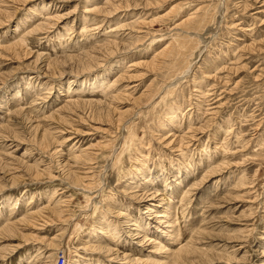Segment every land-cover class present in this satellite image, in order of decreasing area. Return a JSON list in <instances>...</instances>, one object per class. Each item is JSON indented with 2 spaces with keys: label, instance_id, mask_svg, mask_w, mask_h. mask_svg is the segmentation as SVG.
<instances>
[{
  "label": "rangeland",
  "instance_id": "374dc122",
  "mask_svg": "<svg viewBox=\"0 0 264 264\" xmlns=\"http://www.w3.org/2000/svg\"><path fill=\"white\" fill-rule=\"evenodd\" d=\"M113 1L0 0V264H264V0Z\"/></svg>",
  "mask_w": 264,
  "mask_h": 264
},
{
  "label": "bare ground",
  "instance_id": "6f19581e",
  "mask_svg": "<svg viewBox=\"0 0 264 264\" xmlns=\"http://www.w3.org/2000/svg\"><path fill=\"white\" fill-rule=\"evenodd\" d=\"M114 1H118V0H114ZM113 1V2H114ZM112 2V3H113ZM116 2H115V4H116ZM119 2V1H118ZM111 4V3H110ZM112 5V4H111ZM94 6V5H93ZM127 6V5H126ZM148 6V5H147ZM95 8V7H94ZM99 8V7H98ZM119 8V7H118ZM117 8V9H118ZM200 8V7H199ZM196 9V10H200V9H202V8H200V9ZM92 9V8H91ZM97 9V8H96ZM101 9V8H100ZM99 9V10H100ZM116 9V11L118 12V10ZM120 9V8H119ZM204 9V8H203ZM5 11V10H4ZM102 11H104L103 13H105L106 12V9L104 10H102ZM108 11H111V10H109L108 9ZM114 11H115V9H114ZM171 12V11H170ZM197 12V11H196ZM107 13V12H106ZM109 13V12H108ZM115 14H116V12H115ZM198 14H199V12H198ZM196 15V14H195ZM199 15H201V14H199ZM198 15V16H199ZM204 15V14H203ZM108 16V15H107ZM64 17V16H63ZM203 17V16H202ZM194 18H196V20H197V22H196V25H200V24H202V22H203V20L202 19H199L198 17H196V16H194L193 14H190V16H188L185 20H184V22H188V21H192V19H194ZM61 20V19H60ZM139 21V20H138ZM129 22V21H128ZM137 22V21H136ZM206 22V21H205ZM205 22H203V24L205 23ZM127 23V22H126ZM132 23V22H131ZM131 23H129V24H131ZM141 23V22H140ZM181 23H183V21L182 22H180L179 24H181ZM195 23V22H194ZM121 24V23H120ZM128 24V25H129ZM134 24V23H133ZM138 24V23H137ZM145 24V23H144ZM202 24V25H203ZM125 28H127V26L125 27ZM192 28V27H191ZM142 30V29H141ZM132 31V30H131ZM179 35V34H178ZM191 38V37H190ZM139 40V39H138ZM116 41V40H115ZM186 41V40H185ZM171 42V41H170ZM21 43H23V42H21ZM113 43V42H112ZM117 43V42H116ZM115 43V44H116ZM108 44H110V43H108ZM22 45V44H21ZM111 46H112V44H110ZM171 45V44H170ZM169 45V46H170ZM11 46V45H10ZM15 46V45H14ZM105 46V45H104ZM114 46V45H113ZM6 48H7V46H5ZM17 47V46H16ZM15 47V48H16ZM102 47V46H101ZM14 48V47H13ZM100 48V47H99ZM98 48V49H99ZM166 48V47H165ZM173 48V47H172ZM11 49V48H10ZM168 49V48H167ZM167 49H163L161 52H160V54L158 55V56H161L160 58H163V57H168L169 55L167 54V53H169V52H167L166 50ZM184 49V48H183ZM12 50V49H11ZM14 50V49H13ZM100 50V49H99ZM124 50V49H123ZM171 50H173L174 51V48L173 49H171ZM175 50H177V48H175ZM170 51V50H169ZM16 52V51H15ZM93 52H94V50H93ZM177 52V51H176ZM173 53V52H172ZM175 53V52H174ZM179 56V55H178ZM88 57H90V56H88ZM95 57H97V56H95ZM100 58V57H99ZM159 58V59H160ZM166 60H168L167 58H166ZM79 61V60H78ZM88 61V60H87ZM82 62V61H81ZM96 62V61H95ZM157 62V61H156ZM55 63V62H54ZM59 63V62H58ZM83 63V62H82ZM81 63V64H82ZM55 64H57V63H55ZM80 64V65H81ZM88 62H86V66L88 67ZM138 64V63H137ZM136 64V65H137ZM139 64H140V62H139ZM84 64H82V66H83ZM89 66H90V64H89ZM158 67V66H157ZM39 68V67H38ZM161 68V67H160ZM86 72V71H85ZM122 72V71H121ZM121 74H123V73H121ZM120 75V74H119ZM122 76V75H121ZM120 76V77H121ZM124 79V77L121 79V80H123ZM119 81V80H118ZM126 81V80H125ZM115 82V81H114ZM112 84V83H111ZM114 84H118V83H114ZM210 85V84H209ZM113 86V85H112ZM108 87V86H107ZM201 87H199V88H197V90L196 91H198V92H201L202 93V95H203V91H202V89H200ZM110 89V88H109ZM204 90V89H203ZM112 91V90H111ZM113 96V95H112ZM117 97V96H116ZM115 98V97H114ZM114 98L112 99V97H111V100H114ZM74 100V99H73ZM208 101V100H207ZM70 102V101H69ZM96 102H94V101H72L71 103H68V105L67 106H65V107H63L62 109H64V110H66V112H68V111H75V110H80L81 108L83 109L85 106H88V105H93V104H95ZM203 103V102H202ZM100 104V103H99ZM102 104H103V102H102ZM85 109V108H84ZM103 109V108H102ZM99 110H101V109H99ZM63 111V110H62ZM103 111V110H102ZM172 111V110H171ZM63 113V112H62ZM75 113V112H74ZM100 113V112H99ZM67 114V113H66ZM70 114H71V112H70ZM98 114V113H97ZM175 114V113H174ZM61 115V119L63 120L64 119V117H66V115L64 114H60ZM68 115V114H67ZM69 116V115H68ZM91 116V115H90ZM70 117V116H69ZM68 117V118H69ZM117 119V118H116ZM66 119H64V121H65ZM67 121V120H66ZM7 129V128H6ZM93 153V152H92ZM74 159H76V162L75 161H73L72 162V168H75L78 164H80V163H83V164H86L87 163V165L90 167V165L92 164L91 163V161H89V160H87L86 159V161L87 162H85L84 160H83V158L82 157H75ZM116 163V162H115ZM81 166H82V164H81ZM84 167V166H83ZM91 168H92V166H91ZM87 169V168H86ZM83 171V170H82ZM87 171V170H86ZM86 171H84V173L82 174V173H80V172H78L77 174H78V177H77V181L79 180V181H85V178L87 177V175H88V171L86 172ZM91 171V170H90ZM151 173V172H150ZM150 173H148L145 177H143V180L141 181V183L142 182H144L143 184H145V185H147V183H149V181L152 183V180H151V178H150ZM82 174V175H81ZM89 175H90V173H89ZM141 179V178H140ZM88 181V180H87ZM91 182V181H90ZM94 182V181H93ZM92 183V182H91ZM88 184H89V182H88ZM88 184H86V185H88ZM94 185V184H93ZM141 186V185H140ZM148 186V185H147ZM153 186V185H152ZM93 188V187H92ZM102 189V188H101ZM93 190V189H92ZM91 191V190H90ZM134 191H138V189L137 190H134ZM89 192V191H88ZM133 194V193H132ZM136 194V193H135ZM98 195V194H97ZM52 196V195H51ZM95 196V195H94ZM54 199V198H53ZM57 199V198H56ZM164 199V198H163ZM66 200V199H65ZM64 199H63V204L64 203H66L67 201H65ZM171 200V199H170ZM91 201V200H90ZM141 201V200H140ZM56 202V201H55ZM50 203V202H49ZM58 203H60V202H58ZM162 203V202H161ZM167 204V203H166ZM58 205V204H57ZM68 205V204H67ZM54 206V205H53ZM64 206H66V205H64ZM108 206V205H107ZM171 202H169V205H167V206H165V207H163L162 209H159V207L156 205H151V204H149L148 205V210H150L151 212V214H153L152 216L153 217H156V219L158 220V222H159V220L160 221H162V222H165L164 224H166V223H169L170 222V216H171ZM62 206H55V207H53V208H51V207H49L48 206V208H46V209H52L56 214H54V215H56V219H58V221H60V222H62V223H64V222H66V220H68V216H66V213H64V212H66V210L64 209V208H61ZM104 207V206H103ZM158 207V208H157ZM161 207V206H160ZM96 208V207H95ZM160 210H162V211H160ZM41 211H43V210H41ZM48 212V211H47ZM39 214H41V212H38ZM37 212L34 214V215H32V216H35L36 214H38ZM32 216L31 217H24V218H22V219H20L19 220V222H17V223H10L7 227H5V231H8V230H11L13 227H18L20 224L21 225H23L24 223H27V221L28 222H30V219L32 218ZM119 216V215H118ZM124 216V215H123ZM127 217V216H126ZM125 218V217H124ZM149 218H151V217H149ZM163 218V219H162ZM166 219V220H165ZM164 220V221H163ZM44 221V220H43ZM54 221V220H53ZM52 221V222H53ZM130 220H124L123 221V223L125 224V225H127V224H130V230H132V231H137V233H133V236L134 235H138V237L140 236V238L143 236V235H139V233L142 231L141 229H140V226L141 225H138V224H136V222H134V223H131V222H129ZM135 221V220H134ZM157 222V221H156ZM45 224V223H44ZM31 225V224H30ZM35 225V224H34ZM63 225V224H62ZM71 225V224H70ZM135 226L134 228H131V226ZM74 226V225H73ZM105 226L106 227H103V226H99V229H102V230H100V233H111V232H113V226H112V224H105ZM174 225H169V224H166L165 225V227H173ZM129 227V226H128ZM115 228H117V227H115ZM162 229H164V228H162ZM162 229H160V228H158V231L160 230V231H162ZM165 230V229H164ZM175 229H169V231H167L168 232V234H172V235H174L175 236V231H174ZM166 231V230H165ZM131 233V232H130ZM91 235V234H90ZM108 236V235H107ZM171 236V235H170ZM60 237V236H59ZM62 237V236H61ZM94 239V238H93ZM57 239H54L53 238V242L54 241H56ZM96 240H98V242H99V240H101V239H98V238H96ZM143 240H145L144 238H142V239H140L139 240V244H143V243H145V242H143V243H141ZM148 240V239H147ZM152 241V240H151ZM56 242H58V241H56ZM55 242V243H56ZM100 242H102V240L100 241ZM154 242V244H156V242L155 241H153ZM54 243V244H55ZM86 243V242H85ZM95 243V242H94ZM158 243V242H157ZM146 244V243H145ZM47 245H49L50 247H51V245H53V244H51L50 242H48V244ZM95 245V244H94ZM158 245V244H157ZM98 246V249H100V250H102L103 248L101 247V244H98L97 245ZM160 246V245H159ZM159 246H157V247H159ZM110 247V246H109ZM161 247V246H160ZM89 248V247H88ZM96 248V247H95ZM107 248V247H106ZM156 249V248H155ZM186 249V248H185ZM185 249H184V251H185ZM104 250H108L109 251V253L108 254H112L113 256H112V258L110 259V260H127V255H121L120 253H113V251L111 250V248H109V249H104ZM153 250V249H152ZM182 250L183 249H181L180 251H179V253L180 252H182ZM158 251V250H157ZM153 252V251H152ZM154 252H156V251H154ZM187 252V251H186ZM171 253V252H170ZM170 253H168V254H170ZM183 253V252H182ZM182 253H180V254H178V256H177V258L175 259V263L177 264V263H179L180 262V258L182 257L183 258V254ZM185 254H187V253H184V255ZM171 255V254H170ZM173 256H174V254H173ZM173 258V257H172ZM179 258V259H178ZM187 258H190V256L189 257H186V259ZM131 260V259H130ZM136 260H139V259H136ZM183 260H185V259H183ZM128 261V260H127ZM155 261V260H154ZM179 261V262H178ZM137 263V262H136ZM153 263V262H152ZM164 263H166V262H164ZM173 263H174V260H173ZM174 263V264H175ZM181 263V262H180ZM179 263V264H180ZM65 264H66V258H65ZM157 264V263H156ZM163 264V263H162ZM168 264V263H167Z\"/></svg>",
  "mask_w": 264,
  "mask_h": 264
},
{
  "label": "built area",
  "instance_id": "2783aa9c",
  "mask_svg": "<svg viewBox=\"0 0 264 264\" xmlns=\"http://www.w3.org/2000/svg\"><path fill=\"white\" fill-rule=\"evenodd\" d=\"M58 259L60 260V264H65V257L63 255H60Z\"/></svg>",
  "mask_w": 264,
  "mask_h": 264
}]
</instances>
